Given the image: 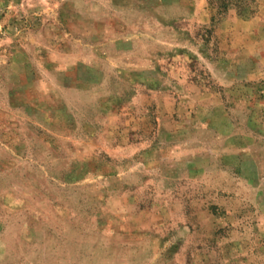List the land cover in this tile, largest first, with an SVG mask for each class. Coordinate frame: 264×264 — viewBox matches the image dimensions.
<instances>
[{
    "label": "rangeland",
    "instance_id": "1",
    "mask_svg": "<svg viewBox=\"0 0 264 264\" xmlns=\"http://www.w3.org/2000/svg\"><path fill=\"white\" fill-rule=\"evenodd\" d=\"M0 264H264V0H0Z\"/></svg>",
    "mask_w": 264,
    "mask_h": 264
}]
</instances>
